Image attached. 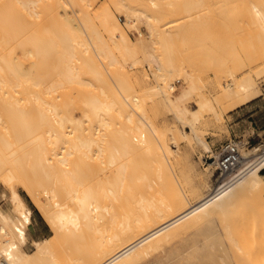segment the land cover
Returning a JSON list of instances; mask_svg holds the SVG:
<instances>
[{"label": "bare ground", "instance_id": "1", "mask_svg": "<svg viewBox=\"0 0 264 264\" xmlns=\"http://www.w3.org/2000/svg\"><path fill=\"white\" fill-rule=\"evenodd\" d=\"M63 1L45 0L47 7L43 8L46 6L44 0H0V105L5 106L0 108V174L7 182L20 183L23 178L20 168L24 162L31 161V168L38 173V188L29 182L21 185L53 230L52 235L33 240V253L22 249L27 240L31 209L17 186L12 185L9 195L11 212L0 209V264H138L144 255L160 248L182 228L196 224L213 212L227 209L241 192H251L257 196L264 212V181L260 172L264 166V147L257 153L258 146L240 152L236 177L229 187L215 195L208 194V191L194 203L187 202L185 194L178 190L171 201H164L149 192H138L136 195V190L127 192L123 197L120 195L124 185L122 177L127 168L121 156L123 159L136 155L151 158L158 164L157 177L162 179L160 170L169 172L165 161L167 155L176 150V135L174 133L170 137L173 143L168 142L164 132L148 120L146 113L143 118V112L141 116L136 111L140 116L133 119L132 111L138 109L142 98L136 93L129 72L124 69L128 60L131 61L129 66L136 62L135 51L129 46L125 33L116 24L108 29L110 37L119 42L116 46L121 44L123 49L119 60L104 43L88 12L79 16L82 24L75 23L66 5L78 3V0H66V5ZM39 3L41 9L48 10L51 15L48 12L40 13ZM124 6V3H119L117 10L126 21H132L136 13L126 15ZM251 8L252 30L249 36H252L247 39L251 43L246 41L251 44L253 54H250L252 60L256 61L264 51V0L254 1ZM100 12L107 17L112 16L106 3L102 4ZM140 12L137 15L147 21L158 20L155 15ZM87 43L96 56L104 58L109 65H117L113 71L108 70V74L118 91L123 90V95L120 94L122 98L117 95L113 98V92L110 93L113 89H108L112 98L108 103L100 101L96 95L81 97L86 107V111L81 113L88 120L104 125L106 122L100 112L105 107L113 109L129 123L122 125L117 117L119 127L121 123L119 128L114 124L116 121H107V125L115 126L113 134L118 129L117 136L114 135L117 141L112 140L114 145L111 151L108 147L112 145L111 141L105 139L103 133L98 136L94 131L97 123L93 129L91 125L88 126L89 123L83 125V119L87 123L83 115V118H75L74 114L64 115L62 107L57 106L59 103L53 101L56 92L53 91V94L52 90L66 84H72L76 91L81 90L79 84L93 85L106 95L108 79L102 66L91 56L81 53V46L88 51ZM157 69L161 70V67L158 65ZM227 72L230 79L219 89L229 100L224 111L252 100L259 92L252 74L247 73L236 80L234 71ZM159 78L162 86L147 90L151 94L153 91L154 95L161 94L165 104L172 107L179 120L187 118L193 137L204 150L210 151L208 142L198 134L195 123L202 108H208L218 121L223 118L222 112L218 114L211 100L200 92L198 107L188 116V110L181 101L196 91L197 86L189 79L186 91L173 94V85L166 81L165 74L160 73ZM44 93L49 94L48 99L50 94L54 95L51 102L47 98L44 100ZM44 102L47 107L43 105ZM31 103L37 106L34 115L25 107ZM180 133L186 135L183 131ZM29 144L31 146L27 149ZM254 157L256 159L253 161ZM101 163L104 166H100L103 165ZM212 163L214 165L215 161ZM108 164L111 168L109 175L106 172ZM137 177L151 187L150 177L146 174ZM122 199L126 204L121 203ZM88 233L92 237L90 241L86 237ZM56 242L62 243L63 252L73 249L71 252H75L74 256H67L65 262L57 260L59 257L56 255V259L52 251Z\"/></svg>", "mask_w": 264, "mask_h": 264}, {"label": "rangeland", "instance_id": "2", "mask_svg": "<svg viewBox=\"0 0 264 264\" xmlns=\"http://www.w3.org/2000/svg\"><path fill=\"white\" fill-rule=\"evenodd\" d=\"M254 1L256 2V0H86L85 3L83 0H78V3L71 2L67 5L66 0L63 1L65 4L62 2L67 6L77 24L79 22L82 24L80 15L83 12H88L104 43L119 60H121L120 55L123 49L121 44L119 47L116 46V43L119 45V42L110 37L108 29L116 24L125 33L129 46L135 51L136 62L129 66L131 61L128 60L124 69L129 72L134 82V88L136 87V93L140 94L139 97L142 98L138 109L135 108L132 111L134 113L133 119L139 118L140 113L142 116V112L143 118H145L146 113L148 120L153 122L159 131L164 132V138L168 142L172 141L171 143H173V139L170 137L174 133L176 135V150L168 154L165 161L169 172L166 173V171L160 170L163 174L162 179L157 177L158 164L151 158L148 159V157L145 158L140 155L135 157L133 155L134 157L130 156L123 159V155L121 156L122 162L127 164L126 172L122 177L124 185L120 190L122 197L127 192L133 193L136 190V195L138 192H149L164 201H171L175 199V193L178 190L185 194L187 202L194 203L198 198L207 194L209 191L207 188L213 186L217 172L212 161L224 142L230 139L239 141L240 152L258 146V153L264 147V114L260 118L261 122H257L255 129L253 128L254 124L249 122L251 119L246 116L255 111H257L256 114L264 113V51L261 56H258L260 59L252 60L251 41L247 40L252 36L249 35L252 30L251 6ZM103 3L109 5L111 18L100 12ZM119 3L125 4L126 15L132 16L133 13H136L133 22L129 18V22L126 21L122 13L117 10ZM44 5L46 6H43V8L47 7L45 0ZM41 8L42 5L39 6V9L43 12L40 11V13H49L48 10L45 11L46 9ZM140 11L155 15L158 20L151 19L147 21L144 17L137 15L141 13ZM49 15L51 14L49 13ZM49 15L48 17L43 16L49 19ZM41 20H43V17ZM51 21L49 20V22ZM88 43V51H85L84 46H81V53L91 56L96 63L102 66L108 79L106 90L104 89L106 95L105 93L102 94L99 87L93 85L79 84V87H81L79 91L73 89L72 84H66L52 90V93L53 91L56 92V99L60 95L58 97L60 101L55 98L53 101L59 103L57 106L62 107L61 110L64 115L74 114L75 118L82 117L83 111H86L81 98L83 95H89V97L90 95H96L100 101H107V103L111 98L109 96L111 90L108 89H113L110 92H113L112 95L110 94L113 98L116 95L118 98H122L120 94L123 95V90L118 91L114 86V81L108 74L109 71L111 72L117 68V65H109L104 58L96 56ZM168 61L172 62L171 67L168 66ZM158 65L161 70L157 69ZM227 70L234 71L236 80L247 73L252 74L259 90L258 95L252 99L253 101L246 108V113L242 117L244 122L242 121L238 125H234L235 118L229 116L231 110L224 111L225 106L229 104V100L219 90L221 89L220 85L230 79L227 76ZM160 73H164L166 81L173 85V90H171L173 94L186 91L190 80L197 86L196 91L181 101L182 106L188 110V116H190L193 109L198 107V93L200 92L211 100L218 114L222 112L223 118L218 121L214 113L208 108H202L200 109L199 120L195 123L198 134L208 142L210 151L204 150L199 141L193 137L187 118L179 120L172 107L165 104L162 96H160L161 94L154 95L153 91V94L149 92L154 86H162L163 83L159 78ZM42 87H44L42 90L44 91L45 86ZM104 90L102 91L104 92ZM43 95L44 100L45 98L48 99L49 94L44 93ZM50 96L54 97L52 94ZM51 97L48 99L50 102ZM43 105L48 106L46 102ZM3 107L5 106L0 105V108ZM25 107L29 109V113L36 114L34 111L37 109L36 104H27ZM136 111L140 113H136ZM117 115V112L113 109L108 110L104 107L100 112L101 118L106 122L104 125L88 120L84 115L83 117L87 119V123L83 119V125L89 123L88 126L91 125L93 129L97 123V129L94 128L96 134L103 133L105 139L108 138L111 143L114 139L113 141L116 142L117 139L114 135L117 136L118 129H115L116 133L113 134L115 126L109 123L107 125V121L115 122L119 117ZM119 121L123 123L122 125L129 124L122 117H119ZM116 122L114 124L117 126L119 122ZM0 127H2L1 123ZM181 131L185 132L186 135L183 136L180 133ZM113 145L112 143L111 147L108 146L110 151ZM30 146L31 144L26 148L28 149ZM106 151L109 152L108 148ZM107 152L106 156H108ZM20 157L22 158L21 155ZM255 159L256 157L252 160ZM30 163L31 161H26L20 168V174L23 177L20 183L18 181L7 182L4 180V175L0 174V209L11 212L10 188L15 185L31 209V214L40 218L39 225L43 222L48 226L35 208L31 197L27 195L21 185L23 182H29L34 188H38V173L31 168ZM100 166H104V164ZM110 169L108 164V168H106L108 175ZM260 172L263 174L264 181V166ZM141 174L150 177L151 187L146 186L145 180L138 179L137 176ZM262 198L264 200V185L262 187ZM121 203L126 204L123 199ZM48 228V236H50L53 234V230L49 226ZM27 233L28 230H26ZM86 237L88 241L92 239L90 233ZM33 240L27 234V240L22 249L28 253H33L35 251ZM62 249L61 242H56L52 246L55 257L56 255L59 257L58 259L56 257L57 260L60 261L61 259L65 262L67 256H74V251L71 252L73 249L67 252H63ZM138 264H264V212L260 199L251 192H241L233 199L227 209L213 212L196 224L182 228L160 248L144 255Z\"/></svg>", "mask_w": 264, "mask_h": 264}, {"label": "built area", "instance_id": "3", "mask_svg": "<svg viewBox=\"0 0 264 264\" xmlns=\"http://www.w3.org/2000/svg\"><path fill=\"white\" fill-rule=\"evenodd\" d=\"M240 142L227 140L224 142L214 158L217 176L208 194L215 195L224 191L234 181L236 169L240 162Z\"/></svg>", "mask_w": 264, "mask_h": 264}, {"label": "crops", "instance_id": "4", "mask_svg": "<svg viewBox=\"0 0 264 264\" xmlns=\"http://www.w3.org/2000/svg\"><path fill=\"white\" fill-rule=\"evenodd\" d=\"M250 100L248 102H245L241 104L240 106L236 107L234 110L229 111V116L235 118L234 125H238L240 122H244V119H242L243 115L246 113V108L250 105L251 103ZM257 111L247 114V118H250L251 120L249 122H252L254 124L253 128L255 129V126H257V122H261V117L263 116V112L261 114H256ZM40 218L34 216L31 214L30 216V222L27 226L28 230V235L31 239H39V238H44L48 236L49 234V228L42 222V224L39 225Z\"/></svg>", "mask_w": 264, "mask_h": 264}]
</instances>
